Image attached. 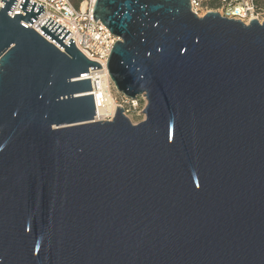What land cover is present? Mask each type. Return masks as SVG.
Returning a JSON list of instances; mask_svg holds the SVG:
<instances>
[{
  "label": "water",
  "instance_id": "1",
  "mask_svg": "<svg viewBox=\"0 0 264 264\" xmlns=\"http://www.w3.org/2000/svg\"><path fill=\"white\" fill-rule=\"evenodd\" d=\"M1 2L0 264H264V22L96 0L134 124L95 119L101 65L44 6Z\"/></svg>",
  "mask_w": 264,
  "mask_h": 264
},
{
  "label": "built area",
  "instance_id": "2",
  "mask_svg": "<svg viewBox=\"0 0 264 264\" xmlns=\"http://www.w3.org/2000/svg\"><path fill=\"white\" fill-rule=\"evenodd\" d=\"M16 1L12 15H26L19 7L23 0ZM30 1L44 6V12L31 25L26 23L28 26L35 29L62 51H65L64 47L61 48L40 31L41 27L51 18L70 32L67 38L62 40L64 44L67 45L72 38L75 46L89 59L98 62L101 68L107 67L110 52L114 44L121 40V38L114 35L109 27L100 19L95 21L93 14L96 0H81L79 5H76L73 0ZM83 2L86 3L85 8L82 7ZM190 4L192 11L200 17H203L210 11H216L224 17L241 20L246 24H249L253 19H257L261 23L264 22V0H190ZM101 68L93 70L90 68L89 76L86 78H90L95 71ZM112 83L113 81L111 80V88ZM90 93L93 94V91ZM96 97L97 95H94V101ZM115 97L118 102L117 96ZM121 97L122 100L118 103L122 107L124 103L132 101L124 96V94Z\"/></svg>",
  "mask_w": 264,
  "mask_h": 264
},
{
  "label": "bare ground",
  "instance_id": "3",
  "mask_svg": "<svg viewBox=\"0 0 264 264\" xmlns=\"http://www.w3.org/2000/svg\"><path fill=\"white\" fill-rule=\"evenodd\" d=\"M85 6L86 3L83 2L82 7L85 8ZM90 81H92L93 84V94L97 95L95 98L97 108L95 119L111 120L115 116L116 109L119 105L113 95L108 68L104 66L100 70L95 71L90 77Z\"/></svg>",
  "mask_w": 264,
  "mask_h": 264
},
{
  "label": "rangeland",
  "instance_id": "4",
  "mask_svg": "<svg viewBox=\"0 0 264 264\" xmlns=\"http://www.w3.org/2000/svg\"><path fill=\"white\" fill-rule=\"evenodd\" d=\"M76 5H79L81 0H73ZM112 91L114 97L117 96L118 102L120 103L122 100V93L119 92L114 84L112 83ZM116 98V97H115ZM116 100V99H115ZM117 101V100H116ZM117 104L119 105V103ZM147 105V99L144 95H140L137 99H134L132 101H129L127 103L123 104V107L125 109V114L129 117L132 123L137 124L141 121L146 119V115L143 112L145 107ZM120 106V105H119ZM113 119V118H112ZM111 119V120H112Z\"/></svg>",
  "mask_w": 264,
  "mask_h": 264
},
{
  "label": "snow or ice",
  "instance_id": "5",
  "mask_svg": "<svg viewBox=\"0 0 264 264\" xmlns=\"http://www.w3.org/2000/svg\"><path fill=\"white\" fill-rule=\"evenodd\" d=\"M5 7H11V4L9 3V4H7V5H5L3 2H0V8H5ZM30 10V9H29ZM8 15H12V13H7Z\"/></svg>",
  "mask_w": 264,
  "mask_h": 264
}]
</instances>
